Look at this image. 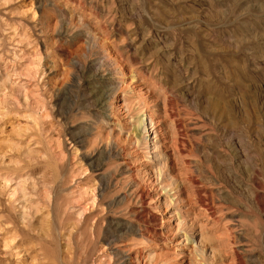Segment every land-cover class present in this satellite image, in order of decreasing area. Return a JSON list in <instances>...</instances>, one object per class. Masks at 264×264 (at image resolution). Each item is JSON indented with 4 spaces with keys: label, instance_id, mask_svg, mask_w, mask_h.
I'll return each instance as SVG.
<instances>
[{
    "label": "rangeland",
    "instance_id": "rangeland-1",
    "mask_svg": "<svg viewBox=\"0 0 264 264\" xmlns=\"http://www.w3.org/2000/svg\"><path fill=\"white\" fill-rule=\"evenodd\" d=\"M174 261L264 264V0H0V264Z\"/></svg>",
    "mask_w": 264,
    "mask_h": 264
},
{
    "label": "bare ground",
    "instance_id": "bare-ground-1",
    "mask_svg": "<svg viewBox=\"0 0 264 264\" xmlns=\"http://www.w3.org/2000/svg\"><path fill=\"white\" fill-rule=\"evenodd\" d=\"M140 121H141V119H140ZM151 121H152V120L149 119V121H148V122H149V125H150V122H151ZM144 125H145V124H144ZM178 125H179V124H178ZM178 125H177V126H178ZM152 133H153V132H152ZM192 219H193V218H192ZM191 223H192V221H191ZM174 263H175V261H174ZM175 264H176V263H175Z\"/></svg>",
    "mask_w": 264,
    "mask_h": 264
}]
</instances>
